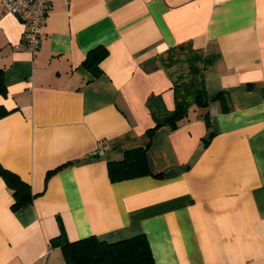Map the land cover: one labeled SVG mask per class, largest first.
Masks as SVG:
<instances>
[{"label":"crops","instance_id":"1","mask_svg":"<svg viewBox=\"0 0 264 264\" xmlns=\"http://www.w3.org/2000/svg\"><path fill=\"white\" fill-rule=\"evenodd\" d=\"M25 29L0 13V164L33 193L13 209L0 177V264H66L60 227L145 234L155 264H264V0H49L33 52ZM179 45L216 53L207 103L148 136L174 108ZM137 146L160 174L111 181Z\"/></svg>","mask_w":264,"mask_h":264},{"label":"trees","instance_id":"2","mask_svg":"<svg viewBox=\"0 0 264 264\" xmlns=\"http://www.w3.org/2000/svg\"><path fill=\"white\" fill-rule=\"evenodd\" d=\"M103 46L92 48L83 59V64L92 71L93 75L99 73L98 63L106 55ZM185 68L177 72L172 80V88L175 95L173 110L163 118H155V124L148 129L150 136L153 130L164 123H173L187 113L191 103L206 105L207 91L204 82V70L211 64L216 53H204L188 45H179L177 50L171 48L167 56V65L178 62ZM2 70L0 69V93H5ZM218 97V95L216 96ZM7 110L0 106V117ZM107 172L111 181L132 178L143 174L159 175L160 172H152L147 155V147H132L123 152L120 160L109 161ZM0 177L11 191L13 196L12 208L29 202L33 193L28 184L15 172L0 164ZM51 245L61 249L66 264H155L147 237L145 234H135L115 241H105L96 235H88L75 240H69L64 230L60 227L59 233L50 240Z\"/></svg>","mask_w":264,"mask_h":264},{"label":"built area","instance_id":"3","mask_svg":"<svg viewBox=\"0 0 264 264\" xmlns=\"http://www.w3.org/2000/svg\"><path fill=\"white\" fill-rule=\"evenodd\" d=\"M49 0H0V13L24 15L26 29L23 40L27 49L35 51L40 42L41 25L45 18ZM31 264V263H29Z\"/></svg>","mask_w":264,"mask_h":264}]
</instances>
